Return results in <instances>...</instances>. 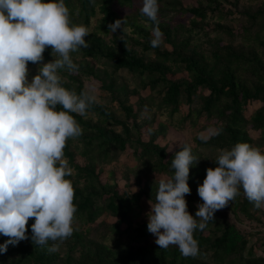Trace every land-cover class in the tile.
<instances>
[{"label":"trees","instance_id":"trees-1","mask_svg":"<svg viewBox=\"0 0 264 264\" xmlns=\"http://www.w3.org/2000/svg\"><path fill=\"white\" fill-rule=\"evenodd\" d=\"M132 1L64 0L73 24L89 28L91 20L100 17L85 38L88 47L70 54L77 70L71 73L58 70L63 86L79 94L85 92L83 79H86L99 82L113 95L112 77L125 71L138 78L142 90L156 93L160 106L170 108V115L181 107L186 109L184 122L191 123L197 132L192 138L194 145L185 138L180 146L168 151L166 145L156 142L164 134L165 124L158 122L150 126L138 122L133 107L124 101L119 102L124 114L122 120L107 106L95 101L85 116L72 113L83 130L79 137L69 139L64 148L69 166L74 169V174L66 177L71 180L75 193L74 219L86 224H93L102 216L113 219L103 225L102 238L113 235L115 244L109 246L89 238V231L73 228L71 237L55 242L65 246L61 256L49 250L53 246L51 241L44 247L32 243L34 220L30 218L27 224L29 239L17 246L9 245L7 252L0 254V264H264V242L251 232L241 231L223 212H215L213 221H209L205 229L194 232L199 253L187 258L176 246L160 249L155 244V236L147 231L148 212H144L146 205L155 203L159 180L172 175L171 160L182 146L191 147L193 155L199 159L190 166L187 183L191 193L185 196L187 210L193 216L197 204L203 202L197 187L202 184L206 169L217 166L214 161L222 149L247 142L264 152V7L247 14L249 26H242L236 32L216 22L215 32L229 39L226 42L220 37L206 40L208 48H203L202 43L195 42L193 31L203 30L214 17L234 15L238 0H158L162 2L158 27L167 48H154L150 40L156 25L139 11L123 18L117 10L131 7ZM185 1L191 2L189 7H185ZM170 11L190 16L191 28H185L182 23L171 26L162 21L159 14L164 16ZM117 19H123L130 31L123 30L121 36L113 35L105 40L111 32L108 25ZM136 49L142 53L152 52L153 58L147 59ZM51 51L50 47L46 48L44 60L49 59ZM77 56L81 61L74 59ZM86 59L104 62L110 72L102 74ZM125 95V101H129L127 91ZM200 120L203 122L199 123ZM206 132L208 135L204 136L208 139H199V133ZM73 143L79 148L78 153L72 150ZM199 149L218 154L213 159L203 160ZM122 155L132 156L138 164L125 171L106 169ZM76 156L83 159V164L76 163ZM117 174L125 180L121 189L116 181ZM103 175L105 180H102ZM130 185L136 187L135 192L128 188ZM224 209L235 216L241 214L249 222H263L264 225V206L254 207L242 189ZM6 239L0 235V244Z\"/></svg>","mask_w":264,"mask_h":264},{"label":"clouds","instance_id":"clouds-1","mask_svg":"<svg viewBox=\"0 0 264 264\" xmlns=\"http://www.w3.org/2000/svg\"><path fill=\"white\" fill-rule=\"evenodd\" d=\"M140 13L156 27L152 47L160 45L158 0H141ZM117 19L109 30H122ZM88 29L71 22L64 0H0V254L8 246L29 239L44 247L73 234L77 211L74 204V174L64 155L69 139L82 135L72 113L87 114L94 102L88 93L77 94L63 86L60 69L77 70L71 53L87 48ZM55 59L41 63L46 48ZM38 65L29 81L28 63ZM59 108V110H58ZM218 134V133H217ZM199 139L206 141L203 134ZM199 162L191 147L182 146L171 160V176L159 180L155 203L150 204L147 231L160 249L176 246L183 257L199 253L196 230H203L214 213L226 207L240 190L254 207L264 206V152L247 142L222 149L207 168L197 193L203 203L195 216L189 214L185 196L190 166ZM199 218V219H197Z\"/></svg>","mask_w":264,"mask_h":264},{"label":"rangeland","instance_id":"rangeland-1","mask_svg":"<svg viewBox=\"0 0 264 264\" xmlns=\"http://www.w3.org/2000/svg\"><path fill=\"white\" fill-rule=\"evenodd\" d=\"M230 2H233L234 0H229ZM189 2V3H188ZM185 7H189L191 2L185 1ZM159 9L162 6V2H158ZM264 0H238L237 1V12L234 15H229L223 18L214 17L212 20H208V22L205 24V28L203 30H200L197 28L193 31L192 36L194 37V40L196 43H202L203 48H208L207 44L205 43L206 40H215V38L222 39L223 41H227L229 37L225 34L217 33L214 30V25L216 22L220 21L221 24L224 26H227L228 28H232L235 32L239 31L242 26H249V23L247 22V14L254 13L257 9L264 7ZM205 5V3H203ZM226 5V4H225ZM141 7V0H133L132 6L128 8H122L117 9L121 17L131 16L135 14L136 12H140ZM229 7V6H227ZM184 16V15H183ZM181 13L170 11L165 13L163 16L162 13L159 14V17L162 21L167 22L171 26L177 25L179 23L184 24L185 28L190 29V16L186 15L183 17ZM100 16H96L91 20V25L89 26L88 32L93 29V27L97 24V21ZM130 31V28L125 25V23L122 25V30L117 29L115 32H110L107 36H105V40H109L113 35L121 36L122 31ZM153 38V37H152ZM160 48H167V45L164 43L163 38H161ZM240 38L236 39V42H239ZM138 54L144 55L147 59L153 58L152 52H146L142 53L140 49H136ZM55 55H50L48 60H43L41 63L49 62L53 59H55ZM76 61H81V59L77 56L74 57ZM85 61H88L90 65H94L99 69V71L104 74V71L110 72V68L107 64L104 62H96L91 59H86ZM29 69V75L28 79L31 80L32 76L37 74L38 65L37 64H28L27 65ZM84 80V90L85 93H88L89 95L94 97V101L98 104H102L107 106L109 109H111L117 118L120 120L124 119V114L122 110L120 109V101H124L127 105H130L133 107L134 112L137 115V121L141 123H146L150 126H155L158 122H162L165 124V132L162 134V137H159L156 142H158L161 145H166L168 151H172L173 149L180 146V144L185 140L190 145H194V142L192 141V138L197 134L195 128L191 127V123L184 122V116L186 113V109L184 107H181L180 110L177 113H174L173 115H170V108L167 107H161L160 106V98L156 93L150 94L148 91L142 90L140 87V83L138 78L131 76L130 74L126 73L125 71H121L114 75L112 77V80L114 81V89L115 93L113 95L108 91L104 90L99 82L96 81H90V80ZM125 87L124 89H120V87ZM127 91L129 101H125V93ZM133 94V96H132ZM122 102V103H124ZM89 116H92L89 114ZM94 116V115H93ZM92 116V119L95 120L96 118ZM199 123L203 122V120L198 121ZM115 129H118L117 127ZM208 135V133H199V135ZM252 136H256L253 132H251ZM144 140L147 139V137H143ZM72 150L75 151V153H78V149H76V145L72 144ZM199 152L202 154L203 160H210L213 159L218 152L210 151L208 149H199ZM76 163L77 164H83V159L81 157L76 156ZM138 162L132 158V156H125L122 155L120 157V160H116L113 162H110L106 169L108 168H117L121 171H125L126 168H133ZM102 180H105V175H103ZM116 181L121 189L124 186L125 180L120 178L119 174L116 176ZM133 192L136 191V187L134 185H130L128 187ZM203 203V202H201ZM200 204V203H199ZM198 205V204H197ZM150 211V205H146L144 212ZM216 212H223L227 219L235 224L237 228H239L243 232H251L254 234V236L261 241L264 242V225L263 222L256 223V222H249L247 219H245L241 214H238V216L233 215L230 211L222 208ZM113 219L107 218V216L100 217L99 220H97L93 224H86L82 221H78L74 219L73 222V228L78 229L80 231H89V238L102 241L105 244L109 246H113L115 244L116 237L113 235H108L105 238L103 237V234L105 232L103 225L109 224ZM125 240V237L123 238ZM55 251L58 252L61 256L65 253V246L62 244H55ZM260 253V252H259Z\"/></svg>","mask_w":264,"mask_h":264}]
</instances>
